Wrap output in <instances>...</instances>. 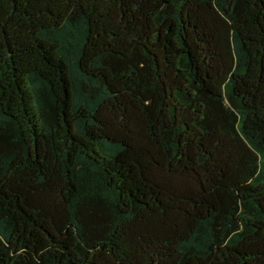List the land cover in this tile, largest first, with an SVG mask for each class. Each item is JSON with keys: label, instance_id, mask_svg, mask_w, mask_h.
I'll return each mask as SVG.
<instances>
[{"label": "trees", "instance_id": "1", "mask_svg": "<svg viewBox=\"0 0 264 264\" xmlns=\"http://www.w3.org/2000/svg\"><path fill=\"white\" fill-rule=\"evenodd\" d=\"M0 264H264V0H0Z\"/></svg>", "mask_w": 264, "mask_h": 264}]
</instances>
